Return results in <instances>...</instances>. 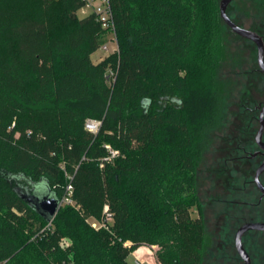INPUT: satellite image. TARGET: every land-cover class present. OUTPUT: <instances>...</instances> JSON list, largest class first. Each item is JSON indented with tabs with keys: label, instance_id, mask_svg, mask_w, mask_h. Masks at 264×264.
Instances as JSON below:
<instances>
[{
	"label": "trees",
	"instance_id": "trees-1",
	"mask_svg": "<svg viewBox=\"0 0 264 264\" xmlns=\"http://www.w3.org/2000/svg\"><path fill=\"white\" fill-rule=\"evenodd\" d=\"M84 4L0 0V264H129L144 244L204 264L214 240L191 209L224 109L219 0H110L118 51L96 63L110 31ZM107 145L120 156L101 167ZM43 178L73 188L51 224L21 197Z\"/></svg>",
	"mask_w": 264,
	"mask_h": 264
},
{
	"label": "rangeland",
	"instance_id": "rangeland-1",
	"mask_svg": "<svg viewBox=\"0 0 264 264\" xmlns=\"http://www.w3.org/2000/svg\"><path fill=\"white\" fill-rule=\"evenodd\" d=\"M78 14L83 17L80 12ZM228 15L239 27L258 33L260 36L263 34L264 0H234L228 7ZM226 33L227 59L218 73V79L225 87L224 109L220 126L211 133L210 147L199 164L197 183L199 203L191 209L193 218L199 216L203 218L206 231L214 240L204 264H243L234 248L236 227H233L235 220L232 218L244 216L246 209L248 211L249 208L221 206L218 200L233 197V199L257 202L259 197L254 186L244 185L249 179L246 176L247 169L244 163L234 164L235 168L230 165L232 174L235 176L239 174L233 184L226 182L227 176L223 171L226 169L224 158L227 154L221 153L220 150L221 146H225L224 137L237 133L240 128L245 129L247 115L244 114V105L264 102V76L258 71L255 45L233 34L228 28ZM107 34L108 50H104V47L98 50L92 56L95 63L118 51L116 36L114 37L112 32ZM60 166H63L62 163ZM102 216L91 218L89 223H101ZM249 240L250 238L245 240L248 246H250ZM260 245L261 247L248 249L255 262L260 261V264H264V245ZM139 247L150 248L145 244ZM158 249V247L155 249L156 252L152 250L153 254H146L147 257L140 258L136 255L137 262L133 256H130L128 262L129 264H160L157 259Z\"/></svg>",
	"mask_w": 264,
	"mask_h": 264
},
{
	"label": "flooded vegetation",
	"instance_id": "flooded-vegetation-1",
	"mask_svg": "<svg viewBox=\"0 0 264 264\" xmlns=\"http://www.w3.org/2000/svg\"><path fill=\"white\" fill-rule=\"evenodd\" d=\"M262 33L263 34L261 35V37L264 44V27ZM248 41L252 42L251 40ZM253 44L255 45V43ZM255 47L257 49L256 45ZM257 65H258V71H260L261 74L264 76V72H262L258 63V56H257ZM243 108L245 110L244 114L247 115L245 129L240 128L238 129L237 133L234 132L224 137L225 146H221V150H220L221 153L227 154L226 158H224V166L226 167V169H224L223 171L227 176L226 182L233 184L236 181V178H238L239 174H237L236 176L233 175L232 174L233 172H231L232 169H229L230 165L233 168H235L234 164L238 162L244 163L247 169L246 176L249 178L244 182V185L245 187L247 184L254 186L259 193V197L257 202H254L252 200L243 201L240 200L239 198L233 199V197L223 198V199L221 198L218 200L221 206L222 205H227L229 207L242 206L249 208L248 211L246 209L244 216L243 215L242 217L234 216V218H232L233 220H235L233 227H236V234L238 233L240 228L246 224L264 223V195L259 189L256 180V175L258 171L262 167H264V127L260 141H258L257 139L258 132L261 129L262 115L264 117V102L257 104L256 103L252 104L251 102L248 105H244ZM259 180L262 186L264 187V171L261 173ZM248 238H250L249 240L250 246L246 245L245 240H247ZM260 244L264 245V230L262 231L250 230L246 232L245 235L243 236V246L251 259V264H260V261H258V263L255 262L248 248H256L259 246L261 247ZM234 248L236 250L235 242H234ZM236 254L244 264V261L237 252V250H236Z\"/></svg>",
	"mask_w": 264,
	"mask_h": 264
},
{
	"label": "water",
	"instance_id": "water-1",
	"mask_svg": "<svg viewBox=\"0 0 264 264\" xmlns=\"http://www.w3.org/2000/svg\"><path fill=\"white\" fill-rule=\"evenodd\" d=\"M234 0H221L219 2L220 16L225 25L232 31L233 34L251 40L257 46V56L259 66L264 72V44L262 37L257 33L239 27L228 16V7ZM264 127V117L261 119V129L258 132L257 139L260 141ZM264 171L262 167L257 175L256 180L259 189L264 195V187L260 183L259 177ZM22 199L28 202L36 211V213L48 224H51L62 207V199L59 198L57 193L51 188L49 181L46 178L34 185L32 192L23 194ZM250 230H264V223H251L246 224L240 228L235 237V247L239 255L242 257L244 264H251V259L243 246V236Z\"/></svg>",
	"mask_w": 264,
	"mask_h": 264
},
{
	"label": "built area",
	"instance_id": "built-area-1",
	"mask_svg": "<svg viewBox=\"0 0 264 264\" xmlns=\"http://www.w3.org/2000/svg\"><path fill=\"white\" fill-rule=\"evenodd\" d=\"M83 17L88 16L90 14H95L98 19L102 22L103 28L112 32L115 37V31H114V24L112 21V10L110 5V0H85L84 6L79 11ZM104 47V50L107 49V44ZM114 73L111 71L108 74L109 81L114 78ZM101 122L97 120H88L86 122V129L93 133L97 134L100 130ZM109 155L103 160V163H101V167L104 166V163H112L116 158L120 156V153L118 150H115L111 146H106ZM73 194V188L71 185L68 186V195L62 199V206L63 205H71L75 206V202L72 199ZM110 220V215L108 213V207H105L104 209V217L103 221L99 224L91 222L90 225L98 230L101 228L108 229L107 222Z\"/></svg>",
	"mask_w": 264,
	"mask_h": 264
},
{
	"label": "crops",
	"instance_id": "crops-1",
	"mask_svg": "<svg viewBox=\"0 0 264 264\" xmlns=\"http://www.w3.org/2000/svg\"><path fill=\"white\" fill-rule=\"evenodd\" d=\"M148 247H150V248H143V247H139V248H137L134 252H132L131 253V255L130 256H133L134 257V260L137 262V260H136V255H137V252L138 251H140V250H145V251H148V253H149V255L150 254H153L152 253V250H154L155 251V249L157 248V246H151V245H148ZM156 252V251H155ZM129 256V257H130ZM143 257H147V255L146 254H144V256ZM147 259V258H146ZM129 263V262H128ZM138 264V263H137Z\"/></svg>",
	"mask_w": 264,
	"mask_h": 264
}]
</instances>
